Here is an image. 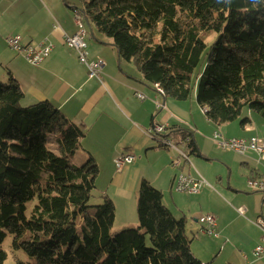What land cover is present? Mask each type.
<instances>
[{"label":"trees","instance_id":"trees-1","mask_svg":"<svg viewBox=\"0 0 264 264\" xmlns=\"http://www.w3.org/2000/svg\"><path fill=\"white\" fill-rule=\"evenodd\" d=\"M84 1L91 33L109 38L148 86L178 102L194 99L217 126L245 127L246 109L264 119V0ZM24 96L15 78L0 83V264L7 235L35 264H202L184 220L147 181L139 227L114 233L117 210L97 188L98 164L69 163L86 127L48 101L23 106Z\"/></svg>","mask_w":264,"mask_h":264},{"label":"crops","instance_id":"crops-1","mask_svg":"<svg viewBox=\"0 0 264 264\" xmlns=\"http://www.w3.org/2000/svg\"><path fill=\"white\" fill-rule=\"evenodd\" d=\"M75 4L76 0H0V81L6 83L13 77L19 82L25 94L23 106L48 101L69 120L86 127L73 160L84 163L93 158L100 176L103 167L111 170V183L98 189L115 203L116 220L121 212L137 214L139 189L147 181L163 193V203L173 216L184 220L192 253L203 264H264V259L254 256L264 241L252 223L264 219V195L247 184L253 177L264 176V162L258 164L253 152L222 151L213 140L215 132L226 139H264V119L248 113L250 123L233 125L230 136V123L217 126L199 106L200 112L148 86L138 69L116 57L111 41L95 43L97 48L89 52L91 61L103 57L106 62L102 78L91 79L77 52L65 42L66 36L77 33ZM9 36H19L23 45L49 42L53 51L35 67L10 49ZM137 93L146 99L139 100ZM156 125L166 126L163 137L172 142V148L149 137ZM178 131L188 135L185 142ZM128 154L136 156L135 162L117 171L115 158ZM181 175L203 181L200 191H176ZM206 214L217 220V237L208 234L200 222ZM131 225L136 222L124 229ZM198 232L204 236L194 234Z\"/></svg>","mask_w":264,"mask_h":264},{"label":"built area","instance_id":"built-area-1","mask_svg":"<svg viewBox=\"0 0 264 264\" xmlns=\"http://www.w3.org/2000/svg\"><path fill=\"white\" fill-rule=\"evenodd\" d=\"M74 21L77 26V33L73 36H66L65 42L67 46L76 51L78 54V59L81 64L85 65L89 70L90 78H102L103 70L106 67V62L104 60H90V54L88 51V42L89 32L87 26L84 24V18L81 15H74ZM19 39L14 37H8L7 42L11 48L20 49L18 46ZM26 49V48H25ZM53 51V45L43 42L37 45H29V47L21 53L25 59L33 66H40L46 58H48ZM160 92V91H159ZM162 94V93H160ZM136 97L139 100H145L146 96L141 93H137ZM160 107V106H158ZM166 126L156 125L149 130V137L153 139V135H161L166 131ZM213 140L216 143L218 149L222 151L235 152L237 154H247L253 152L258 156V164L264 162V139L260 137H252L250 139H226L220 132H215L213 134ZM163 142L171 143V148L173 147L172 142L167 138L163 137ZM175 148V147H174ZM184 160H188V157L181 155ZM136 156L130 154L126 157H116L115 165L118 170H121L124 166L132 164L135 162ZM178 180V179H177ZM203 184V181L194 179L185 175H181L177 181L175 190L178 192H187V193H198ZM248 187L258 193L264 195V176H256L251 178L248 181ZM245 214V213H244ZM200 222L203 225L207 226L205 230L208 234L218 236L216 231L217 220L215 216L211 214L204 215ZM262 232V239L264 241V219L259 218L256 221L252 222ZM254 256L258 259H264V245H259L254 250Z\"/></svg>","mask_w":264,"mask_h":264},{"label":"rangeland","instance_id":"rangeland-1","mask_svg":"<svg viewBox=\"0 0 264 264\" xmlns=\"http://www.w3.org/2000/svg\"><path fill=\"white\" fill-rule=\"evenodd\" d=\"M64 1V0H63ZM70 1V0H69ZM85 1L84 0H76V4H75V8H77L78 10L82 11L84 8H85ZM70 11V10H69ZM71 12V11H70ZM87 26V24H86ZM87 29H88V32H89V37L87 39V42H89V49L88 51L89 52H92L93 50V47L94 49L97 48V44L95 43H98V42H108L110 41L109 38L105 37L104 35L102 34H99L97 31H94V37L93 36H90L91 35V30L89 28V26H87ZM10 37V36H9ZM46 42V41H45ZM94 44H93V43ZM8 43V42H7ZM43 43V42H42ZM46 43H49V42H46ZM51 44V43H49ZM29 45H32V44H29ZM52 45V44H51ZM35 46V45H34ZM116 57H119V54H118V51L116 50ZM91 56V55H90ZM97 58V57H95ZM102 58V59H101ZM91 59V57H90ZM98 60H103L104 58L103 57H100V58H97ZM96 59V60H97ZM118 59V58H117ZM96 60H93V61H96ZM120 60V58H119ZM105 61V60H104ZM38 67V66H37ZM135 67V66H134ZM136 68V67H135ZM1 73H3V71L0 70ZM5 80H3L2 82H4ZM1 83V81H0ZM194 100V99H193ZM193 100H188V101H184L183 103H185L184 105H186L188 108L190 109H197L199 112H200V108L198 107V104L197 102H194ZM202 113V111H201ZM248 113H252L253 116H257V117H261L259 114H257L256 112H249V110H245L244 113H243V116L242 118H248L249 116ZM202 116H204V113L201 114ZM262 118V117H261ZM249 119V118H248ZM233 125H237L239 127L240 125V122H236V123H230V124H227V126L231 127L230 128V132L232 135L230 136H233ZM241 126V125H240ZM185 142V141H184ZM130 155V154H128ZM133 155V154H132ZM120 156V155H119ZM135 156V155H134ZM118 157V156H117ZM78 161H74L73 160V157H70L69 158V163L70 164H76V165H83L85 164V161L84 163H77ZM119 171V170H117ZM100 179H97V183H98V187L97 188H103V186H106L108 187V185L111 183L110 181L112 180V172L111 170L108 168V167H103V174L100 176ZM98 189V190H99ZM110 190L114 192L115 188H111L110 187ZM101 191V190H100ZM99 191V192H100ZM108 197V196H107ZM35 204V201H32L28 204L29 207H32L34 206ZM93 206H99L102 204V200L101 199H95L92 201L91 203ZM31 209V208H30ZM30 209H29V212H30ZM243 216H244V212H243ZM128 222V223H127ZM130 222H136V225H131V227L129 228H137L139 227V218H138V214L136 213H127V214H123L122 212L120 213L118 219L116 220L115 222V226L113 228V232L114 233H118V232H121L122 230H125L124 227L127 226V224H129ZM189 222L194 224L195 226H197L196 223H193L191 218L189 217ZM125 225V226H124ZM129 226V225H128ZM259 228V227H258ZM197 229V228H196ZM202 233V232H201ZM201 233H194L196 236L199 235V236H204L203 234ZM212 237V236H211ZM12 241H13V238L11 235H7V238L6 240L4 241V243L2 244V248L4 249V251L7 253V260L4 262V264H16V261H15V258H18L19 260L23 261V262H26V263H30V264H35L36 263V259L35 258H32L30 257L29 255H27L26 253H24L23 251H13L12 250ZM197 241V240H196ZM189 242V241H188ZM191 249V248H190ZM196 251V250H195ZM191 253H192V250H191ZM193 254V253H192ZM194 256V255H193ZM195 257V256H194ZM196 258V257H195ZM197 259V258H196ZM258 259V258H257ZM199 260V259H198ZM200 261V260H199ZM201 262V261H200ZM202 263V262H201ZM203 264V263H202Z\"/></svg>","mask_w":264,"mask_h":264},{"label":"bare ground","instance_id":"bare-ground-1","mask_svg":"<svg viewBox=\"0 0 264 264\" xmlns=\"http://www.w3.org/2000/svg\"><path fill=\"white\" fill-rule=\"evenodd\" d=\"M74 15H81V16H83V18H84V14L82 13V11H80V10H78L77 8L74 10ZM84 24H85V18H84ZM85 26H86V24H85ZM10 37H14L15 39H19L20 37L19 36H10ZM18 46H19V48L20 49H14V48H11L10 46V49L11 50H13L14 52H16V53H23L28 47H29V44L28 45H23L22 43H21V39L18 41ZM26 48V49H25ZM92 79V78H91ZM159 91H160V93H162V95L163 96H165V94L163 93V91L161 90V89H158ZM204 112L206 113L207 112V110H204ZM153 139L154 140H158V142H159V144L162 146V147H169V148H171V143H169V142H163V136H161V135H153ZM118 157H126V155H120V156H118ZM76 165V164H75ZM77 166V165H76ZM178 220V219H177ZM180 220H182V219H180ZM210 235H212V234H210ZM214 236V235H213Z\"/></svg>","mask_w":264,"mask_h":264}]
</instances>
